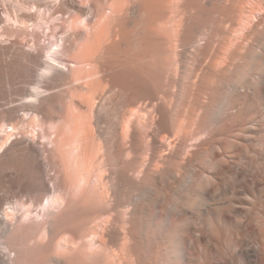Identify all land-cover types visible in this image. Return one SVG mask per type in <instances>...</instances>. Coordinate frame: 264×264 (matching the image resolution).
<instances>
[{
	"label": "bare ground",
	"instance_id": "bare-ground-1",
	"mask_svg": "<svg viewBox=\"0 0 264 264\" xmlns=\"http://www.w3.org/2000/svg\"><path fill=\"white\" fill-rule=\"evenodd\" d=\"M0 6V264H264V0Z\"/></svg>",
	"mask_w": 264,
	"mask_h": 264
},
{
	"label": "rangeland",
	"instance_id": "rangeland-1",
	"mask_svg": "<svg viewBox=\"0 0 264 264\" xmlns=\"http://www.w3.org/2000/svg\"><path fill=\"white\" fill-rule=\"evenodd\" d=\"M3 5H4V3H3ZM3 10H4V6H0V11H3ZM0 31H1V29H0ZM42 43L43 44H46L47 46H51V43L48 40L46 42L42 41ZM7 45H8V38L7 37L6 38L5 37L4 38L3 37L2 38L0 37V49L6 47ZM4 59H5V57H4ZM2 62H3V60H2ZM3 68L4 67H2V69H0V79L5 78V72H6V70L5 69L3 70ZM3 135H4L3 133H0V136L3 137V139H1V141H0V144L1 143H4V141L7 139L6 136H3ZM4 137H5V139H4ZM50 147L52 148V146H50ZM4 172H5V174H9L10 172H12V170H10L8 168V169H5ZM51 186H52V184H51ZM3 193L7 194V190L6 189H3L1 195H3Z\"/></svg>",
	"mask_w": 264,
	"mask_h": 264
}]
</instances>
